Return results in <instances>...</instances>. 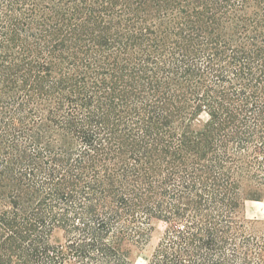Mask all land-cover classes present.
Here are the masks:
<instances>
[{
  "label": "trees",
  "instance_id": "trees-1",
  "mask_svg": "<svg viewBox=\"0 0 264 264\" xmlns=\"http://www.w3.org/2000/svg\"><path fill=\"white\" fill-rule=\"evenodd\" d=\"M264 0H0V264H264Z\"/></svg>",
  "mask_w": 264,
  "mask_h": 264
},
{
  "label": "rangeland",
  "instance_id": "rangeland-1",
  "mask_svg": "<svg viewBox=\"0 0 264 264\" xmlns=\"http://www.w3.org/2000/svg\"><path fill=\"white\" fill-rule=\"evenodd\" d=\"M246 216L251 220H257L254 224L259 230H264V198L261 201H248L246 203ZM163 230V224L157 223L151 232L149 241L135 252V264H146L150 253L156 246Z\"/></svg>",
  "mask_w": 264,
  "mask_h": 264
},
{
  "label": "crops",
  "instance_id": "crops-1",
  "mask_svg": "<svg viewBox=\"0 0 264 264\" xmlns=\"http://www.w3.org/2000/svg\"><path fill=\"white\" fill-rule=\"evenodd\" d=\"M247 203V202H246Z\"/></svg>",
  "mask_w": 264,
  "mask_h": 264
}]
</instances>
